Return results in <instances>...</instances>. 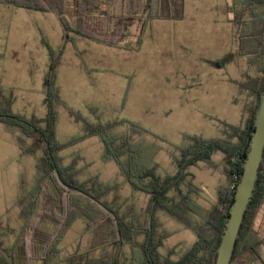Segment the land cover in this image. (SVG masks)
<instances>
[{
    "label": "rangeland",
    "instance_id": "1",
    "mask_svg": "<svg viewBox=\"0 0 264 264\" xmlns=\"http://www.w3.org/2000/svg\"><path fill=\"white\" fill-rule=\"evenodd\" d=\"M243 1L230 0L229 5V0H185L180 19L154 20L145 29L144 21H131V33L124 45L136 46L140 37L142 43L139 50H128L74 32L69 33L71 41L67 42L56 14L13 6L7 10L0 0V31L6 27L10 30L9 39L0 43L4 47L0 51L4 56L0 60V110L9 109L28 120H43L48 111L43 82L53 57L56 87L63 103L55 107L60 143L85 132V124L77 122L69 111L93 123L98 119L103 123L135 122L149 133L137 135L128 126L118 125L110 134L133 135L144 165L156 166L160 176L175 174L179 148L188 146L190 137L236 141L229 126L244 129L256 104L251 88L263 77L256 65L240 56L222 68L212 64L231 52H240L243 40L237 38L232 14ZM74 3L67 0L64 9L72 28L76 24ZM22 142L30 144L31 140L19 128L0 124V223L16 232L4 238L7 246L15 242L23 226L22 210L27 208L41 176L32 156L17 153V144ZM103 152L100 138L92 137L59 155L65 166L76 163L74 174L80 182L99 188L111 185L105 199L119 215L141 218L149 196L134 191L114 161L102 160ZM188 172L201 193L193 196L197 214L186 216L193 222H203L217 203L219 190L228 184L224 156L217 153L211 167L199 163ZM44 188L48 195V183ZM156 218L159 229L167 235L159 252L166 256L175 248L177 255L173 258L177 260L191 248L196 235L165 211L159 210ZM85 223L78 219L66 231L57 261L75 252ZM126 251L130 252L128 246ZM113 253L114 249L107 248L83 258ZM260 254L264 260V244ZM248 264L261 263L253 260Z\"/></svg>",
    "mask_w": 264,
    "mask_h": 264
},
{
    "label": "trees",
    "instance_id": "2",
    "mask_svg": "<svg viewBox=\"0 0 264 264\" xmlns=\"http://www.w3.org/2000/svg\"><path fill=\"white\" fill-rule=\"evenodd\" d=\"M66 1L4 0L13 7L56 14L64 27L67 42L71 41L69 33L74 32L94 42L128 50H139L142 43L140 37L136 46L124 45V40L131 33V21H144L145 29L154 20L182 18L185 7V0H75L76 24L72 28L64 15ZM239 8L232 15L237 38L243 40L240 52H231L226 58L212 64L222 68L232 62L234 57L240 56L256 65L263 75L251 88L256 96V104L251 109L244 129L229 126L234 131L236 141L190 137L191 143L179 148L180 154L175 158V174L160 176L156 166L144 165L141 162V150L134 143L133 135L110 134L118 125L128 126L137 135L149 133L135 122L121 120L119 123H103L98 119L93 123L80 113L69 111L77 122L85 124V132L73 136L64 144L60 143L57 139L55 107L63 103L56 87L53 57L43 82L44 102L48 110L46 117L43 120H28L13 114L9 109L0 110V123L19 128L31 140L30 144L20 146L21 155L35 157L41 173L30 193V202L22 212L24 223L13 244L7 246L4 238L16 232L0 223V264H34L35 261L43 264H214L243 173L245 157L251 146L256 111L264 90V0H244ZM92 114L96 116V112ZM92 137H99L104 145L102 160L114 161L130 187L149 196L141 218L127 213L119 215L118 210L105 199L111 185L101 188L95 184L89 186L75 178L74 161L70 166L63 164L64 159L59 155L61 151ZM217 153L224 156L228 184L219 190L218 201L207 218L203 222H193L186 214H197L193 196L199 197L201 190L190 178L188 169L199 163L211 167L212 158ZM45 183L49 186L48 195ZM159 210L167 212L196 235L191 248L177 260L173 258L177 255L175 248L169 249L166 256L159 252L167 238L166 232L159 229L160 223L156 218ZM78 219L86 223L76 250L72 255L57 261L62 239ZM140 237H144V240L141 241ZM263 244L264 159L232 264L240 259L243 264L253 260L264 264L260 254ZM127 246L130 248L129 253L126 251ZM107 248L114 249L113 255L83 258Z\"/></svg>",
    "mask_w": 264,
    "mask_h": 264
},
{
    "label": "water",
    "instance_id": "3",
    "mask_svg": "<svg viewBox=\"0 0 264 264\" xmlns=\"http://www.w3.org/2000/svg\"><path fill=\"white\" fill-rule=\"evenodd\" d=\"M254 123L255 130L251 146L245 157L243 173L236 188L234 203L222 234V241L214 264H232L248 206L257 189V181L264 159V90L261 94Z\"/></svg>",
    "mask_w": 264,
    "mask_h": 264
},
{
    "label": "crops",
    "instance_id": "4",
    "mask_svg": "<svg viewBox=\"0 0 264 264\" xmlns=\"http://www.w3.org/2000/svg\"><path fill=\"white\" fill-rule=\"evenodd\" d=\"M3 3H0V5H2ZM5 6H7L6 8H7V10H10V8H12V6H10V5H7V4H4ZM17 8V7H16ZM0 36H1V38H0V43L1 44H4V42L6 41V40H8L9 39V36H10V30H9V28L8 27H6V28H3L1 31H0ZM234 38V37H233ZM4 49V47L3 46H0V51H2ZM229 55V54H228ZM0 60L4 57L3 56V54H0ZM0 124H2V123H0ZM27 145L28 143H18L17 144V149H18V154L19 155H21V150H20V146L21 145ZM22 156V155H21ZM24 156H30V155H24ZM33 157V156H32ZM34 158V160H35V162H36V165H37V159L35 158V157H33ZM24 210V209H23ZM23 210H22V212H23ZM22 216H23V213H22ZM236 264H243V260H238L237 261V263Z\"/></svg>",
    "mask_w": 264,
    "mask_h": 264
},
{
    "label": "built area",
    "instance_id": "5",
    "mask_svg": "<svg viewBox=\"0 0 264 264\" xmlns=\"http://www.w3.org/2000/svg\"><path fill=\"white\" fill-rule=\"evenodd\" d=\"M232 189H233V187H232Z\"/></svg>",
    "mask_w": 264,
    "mask_h": 264
}]
</instances>
